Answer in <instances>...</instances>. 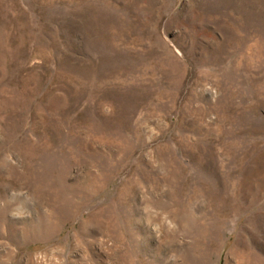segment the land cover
Instances as JSON below:
<instances>
[{
    "label": "rangeland",
    "instance_id": "374dc122",
    "mask_svg": "<svg viewBox=\"0 0 264 264\" xmlns=\"http://www.w3.org/2000/svg\"><path fill=\"white\" fill-rule=\"evenodd\" d=\"M0 264H264V0H0Z\"/></svg>",
    "mask_w": 264,
    "mask_h": 264
}]
</instances>
